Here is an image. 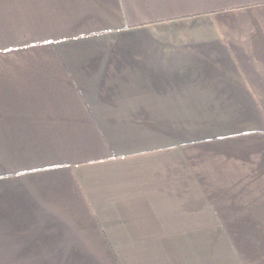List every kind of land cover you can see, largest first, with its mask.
I'll return each instance as SVG.
<instances>
[{"label": "crops", "instance_id": "0c3cea01", "mask_svg": "<svg viewBox=\"0 0 264 264\" xmlns=\"http://www.w3.org/2000/svg\"><path fill=\"white\" fill-rule=\"evenodd\" d=\"M0 264H264V0H0Z\"/></svg>", "mask_w": 264, "mask_h": 264}]
</instances>
